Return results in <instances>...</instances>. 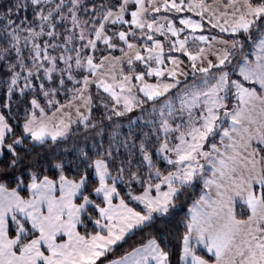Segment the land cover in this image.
Wrapping results in <instances>:
<instances>
[{
    "label": "snow or ice",
    "instance_id": "6c2138e0",
    "mask_svg": "<svg viewBox=\"0 0 264 264\" xmlns=\"http://www.w3.org/2000/svg\"><path fill=\"white\" fill-rule=\"evenodd\" d=\"M0 264H264V0H0Z\"/></svg>",
    "mask_w": 264,
    "mask_h": 264
}]
</instances>
